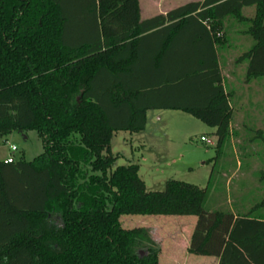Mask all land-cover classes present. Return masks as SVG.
<instances>
[{
    "label": "trees",
    "instance_id": "1",
    "mask_svg": "<svg viewBox=\"0 0 264 264\" xmlns=\"http://www.w3.org/2000/svg\"><path fill=\"white\" fill-rule=\"evenodd\" d=\"M233 30L253 39L236 64L264 91V0H204L146 20L139 0H0V137L34 131L43 144L33 161L0 162V264H159L149 231L124 229L121 216L194 217L189 254L264 264V199L212 211L213 177L205 189L169 180L148 191L139 166L111 171L113 135L145 131L149 111L191 115L215 129L217 148L229 139Z\"/></svg>",
    "mask_w": 264,
    "mask_h": 264
},
{
    "label": "rangeland",
    "instance_id": "2",
    "mask_svg": "<svg viewBox=\"0 0 264 264\" xmlns=\"http://www.w3.org/2000/svg\"><path fill=\"white\" fill-rule=\"evenodd\" d=\"M254 9L245 13L254 16ZM153 14V12L149 13ZM151 17V16H145ZM226 65L222 67L228 91L234 94L233 117L229 139L217 148L215 129L182 111L161 110L148 113V125L140 133L117 132L111 140V152L118 160L111 171L120 166H139V176L148 191H163L169 180H177L205 189L211 178L213 190L205 205L207 210L234 211L244 197L252 206L264 199L263 148L251 140L256 131L264 130V91L262 85L248 87L246 71L236 66V59L254 45L248 36L231 31ZM240 43L243 46H238ZM246 80V79H245ZM160 116V120L156 117ZM211 139L215 145L201 142ZM16 152L12 154L11 148ZM43 153V144L34 131L13 132L0 137V162L12 157L33 161ZM194 217L121 216L124 229L144 228L157 246L169 255V248L182 246L189 234ZM182 228V229H181ZM181 230L183 231L181 233ZM182 261L181 249L177 253ZM211 260L210 263H202ZM211 257L190 255L188 264H212ZM160 264H166L165 260Z\"/></svg>",
    "mask_w": 264,
    "mask_h": 264
},
{
    "label": "crops",
    "instance_id": "3",
    "mask_svg": "<svg viewBox=\"0 0 264 264\" xmlns=\"http://www.w3.org/2000/svg\"><path fill=\"white\" fill-rule=\"evenodd\" d=\"M203 1L204 0H139V3H140V9H141V17L143 20H146V19H150L152 17L158 16V15H166L167 13H169V12H171V11L181 7V6H184L186 4L194 3V2H203ZM250 9H254V8L245 9L244 14L247 11H249ZM151 12H153V14H149ZM145 16H151V17H145ZM248 17H252V16H248ZM241 36L243 37V35H241ZM243 45L244 44L240 43L238 46H243ZM225 59H226V56H225ZM236 66L241 67V69H243L244 72L247 69L246 64H241V65H236ZM222 76H223V71H222ZM244 82H245V79H244ZM224 83H225V80H224ZM254 84L258 85L257 82H254V83L248 85V87H250L251 85H254ZM149 112H151V111H149ZM148 113H147V125H148ZM156 118L158 120H160L161 117L157 116ZM195 223H196V220L194 222H192V221L190 222L191 226L189 229V234H188V236H187V238H186V240L182 246H174V247L169 248L170 249L168 251L169 255H165V256L163 255L164 252L162 251V249H160V261L165 260L166 264H188L189 259H190V255H191L188 252L189 244H190V237L192 235ZM182 232L183 231L181 230V233ZM178 249H181L182 253L184 254V256H183L184 260L183 261H182V258L177 254ZM205 258L206 257H204V259ZM209 261H211V260H203L202 263H210ZM159 264H160V262H159ZM212 264H219V260L217 258H213Z\"/></svg>",
    "mask_w": 264,
    "mask_h": 264
},
{
    "label": "built area",
    "instance_id": "4",
    "mask_svg": "<svg viewBox=\"0 0 264 264\" xmlns=\"http://www.w3.org/2000/svg\"><path fill=\"white\" fill-rule=\"evenodd\" d=\"M201 142L206 143L209 146L215 145V143L211 139H209L207 137H201ZM11 151H12V154L14 155V153L16 152V148L15 147H12L11 148ZM5 162L8 163V164H11V163H14L15 160L12 157H10Z\"/></svg>",
    "mask_w": 264,
    "mask_h": 264
}]
</instances>
